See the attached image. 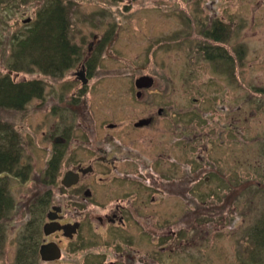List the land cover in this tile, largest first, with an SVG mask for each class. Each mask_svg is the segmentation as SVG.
Masks as SVG:
<instances>
[{
	"label": "flooded vegetation",
	"instance_id": "1",
	"mask_svg": "<svg viewBox=\"0 0 264 264\" xmlns=\"http://www.w3.org/2000/svg\"><path fill=\"white\" fill-rule=\"evenodd\" d=\"M249 1L259 7L251 17H248L250 9L247 7L236 8L228 15L226 8L217 12L212 8L214 1H209L204 27L201 26L204 32L193 44L194 64L204 62L211 68L210 91L198 88L200 97L196 99L195 117L198 129L185 126L188 121L185 112L169 116L170 109L160 107L156 116L151 113L153 102L149 87H144L149 75L130 80L132 88L117 93L111 91V98L101 95L97 104H103V108L110 103L114 106L107 108L110 110L99 126L98 136L93 140L87 137V148L91 152L84 151V154L89 158L65 172L59 171L58 198L62 197L63 202L57 198L59 202L50 205L51 201H47L38 212V216L44 215L49 206L45 214L47 222L42 226L46 238L39 246L38 242L35 245V263L58 262L62 256L60 243L63 240L77 243L83 237V246L89 243L94 247L103 242L114 255L111 261L107 260L109 254L105 251L98 253L102 261L94 258L91 263L89 256L90 264H185L186 260L198 264L200 252L194 227L184 216L178 222L183 226L181 230L171 231L173 224L168 223L171 218L183 211L196 217V207H189L196 203L205 207V197L217 200L215 197L220 196L216 207L221 209L222 217L218 221L234 222L235 217L228 209L234 210L235 203L240 204L244 191L264 188V183L248 177L251 172L264 170V0H238V3L243 5ZM223 5L227 6V2L223 1ZM192 19L189 16L188 22L193 24L195 32L196 22ZM246 27L251 31L252 42L244 34ZM235 34L236 40H232L231 35ZM89 65L86 64L88 69ZM86 67L82 64L80 71H84L89 82ZM173 122L181 123L183 128L178 134L182 136L179 140L177 133L172 134V127L165 126V123L172 126ZM251 125L257 126L256 134L249 132ZM153 127H157L160 140L156 145ZM170 138L173 141L170 142ZM57 141L64 145L65 138L58 137ZM171 143L177 148H169ZM259 162V166L256 165ZM202 180L205 183L196 191L195 185ZM212 183H216V187H211ZM201 189L203 192H199ZM176 197L181 200L186 197L184 208L180 207V202L170 200ZM69 208H72L71 218L67 217ZM90 209L99 210V214L95 215ZM167 214L170 216H165ZM212 218L207 224L213 223ZM236 218L243 221L241 215ZM87 220L96 223L100 244L97 239L89 241V235H85L90 234ZM46 224L65 226L69 232L64 235L63 230H55L45 234ZM167 236L176 238V242L170 245L171 252L165 254ZM50 237H58L57 242L48 240ZM44 245H55L59 258L43 259L39 251Z\"/></svg>",
	"mask_w": 264,
	"mask_h": 264
},
{
	"label": "rangeland",
	"instance_id": "2",
	"mask_svg": "<svg viewBox=\"0 0 264 264\" xmlns=\"http://www.w3.org/2000/svg\"><path fill=\"white\" fill-rule=\"evenodd\" d=\"M48 1L0 0V77L9 71L7 65L12 61L10 54L14 40L26 34V30L38 19L39 11L41 12ZM67 1L69 3L67 35L69 45H74L77 49L78 60L59 79L38 72L34 74L13 72L10 76L15 82L42 81L45 85L44 98L31 101L21 112L0 110V116L13 125L20 139L22 149L20 162L23 165L28 164L31 168L29 177H24V180L13 175L7 177V191L14 201V210L9 221L5 223L0 264H14L18 247L26 244V241L23 242L25 234L33 236L32 240L38 242L37 246L46 238L42 226L47 222L45 214L49 206L44 215L42 213L38 216L40 210H34L33 205L45 194H49L50 205H56L59 202L57 175L71 169L77 162L89 158L84 154V151L91 152L87 148V137L93 140L98 136L99 126L108 115L106 112L110 110L107 108L114 106L110 103L107 104V108H103V104H97L101 95H106V99L111 98L113 95L111 91L116 90L117 93L121 89L132 88L130 80L149 75L154 80L153 88H149L150 100L153 102L151 113L156 116V110L160 107L166 111L170 109V112H167L169 116L179 115L180 111L185 112L188 115L185 126L198 129L195 119L198 109L196 99L200 97L198 88L210 91L208 85L211 80V68L204 62L194 64L193 56V44L204 32L201 26L204 27L203 21L210 7V0ZM212 1L215 4L212 7L214 10L219 12L221 8H226L228 15L236 8L247 7L250 9L248 17H251L259 9L253 1L242 5L238 0H223L227 2V6H222L223 1ZM189 16L191 19L195 18V32L193 24L188 22ZM28 19L29 23L23 22ZM246 29L247 27L244 34L249 38V42H252L251 31ZM255 30H258V27ZM231 39L236 40V34L231 35ZM248 62L250 61H245ZM87 63L90 64L89 69L86 67ZM82 64L91 78L87 85H82L75 76ZM255 77L256 75L252 76ZM165 126L172 127V134L177 135L183 129L180 127L181 123L177 122H173L172 126L165 123ZM157 127H153L154 145L160 141L157 138L159 135L156 134ZM249 132L256 134L257 126L251 125ZM58 137L65 138L64 145L55 142ZM177 138L179 140L182 136L178 135ZM75 139L77 142H74ZM171 141L173 138H170ZM169 146L171 149L177 148L175 143ZM161 153L166 155L164 152ZM51 158L57 159L59 166L56 169L54 183L48 185L44 181V174L47 162ZM259 164L260 162L256 165ZM253 173L257 177L252 175ZM248 177L264 183V170H258L256 174L251 172ZM204 183L202 180L196 184V191ZM211 187H216V183H212ZM49 189L51 194L47 193ZM164 197L167 200L165 195ZM219 197H215L217 200L205 197L207 201L205 207L198 203L189 207H196V217L188 216L186 211L172 217L168 222L173 224L170 230H181L183 226L178 222L187 216L184 220L192 224L194 235L198 237L196 244L198 246L195 245L200 252L198 264H264V188L260 190L250 188L244 191L240 196L242 199L239 201L240 204L237 206L235 203L234 210L228 209L235 217V221L226 224L218 221L222 217L221 209L216 207L218 201H221ZM58 199L64 200L62 197ZM170 200L180 202V207L183 208L187 204L186 197L182 200L179 197ZM91 210L95 215L99 214V210ZM163 210L166 211V207ZM67 211H69L67 217L71 218L72 208ZM240 215L243 221L236 218ZM210 217H213V223L210 221L213 225L209 222L207 224ZM194 218L196 222H193ZM29 222L34 224L33 229L32 226H28ZM197 223L200 226H194ZM86 224L90 230V234L84 233L89 235L88 240L97 239L100 244L101 237L95 231L96 223L87 220ZM164 231L162 232L165 233ZM167 237L165 245L168 249L165 254L171 252L170 245L176 242V238ZM51 239L57 242L58 237L48 238ZM77 243L63 240L60 243L62 256L58 262L39 261L36 264H90L94 258L96 261H102V255L98 253L104 251L109 254L107 260L114 259L113 253L103 246V242L100 244L102 247L100 245L92 247L89 243L83 246L82 237ZM177 250L178 248L175 251ZM89 256L90 263L87 262ZM185 264L193 263L186 260Z\"/></svg>",
	"mask_w": 264,
	"mask_h": 264
},
{
	"label": "trees",
	"instance_id": "3",
	"mask_svg": "<svg viewBox=\"0 0 264 264\" xmlns=\"http://www.w3.org/2000/svg\"><path fill=\"white\" fill-rule=\"evenodd\" d=\"M67 8H69L67 0L65 2L49 0L41 12L39 11L38 19L26 30V34L14 40L10 54L12 61L7 65L9 71L0 77V110L21 112L31 101L44 98L45 85L42 81L15 82L10 76L13 72L26 74L38 72L59 79L78 60L76 47L69 45ZM29 20L23 22L29 23ZM20 144L13 125L0 116V252L5 239V223L9 221L14 210V201L7 191V177L13 175L24 180V177H29L31 171L28 164L23 165L20 162L22 155ZM58 166L57 159L51 158L47 162L44 181L48 185L54 183ZM48 199L49 194L39 197L35 201L36 205H33L34 210H42ZM32 225L34 224L29 222L28 226ZM32 239L33 236L29 234L23 236V242L26 241V244L18 247L14 264L35 263L37 242Z\"/></svg>",
	"mask_w": 264,
	"mask_h": 264
},
{
	"label": "water",
	"instance_id": "4",
	"mask_svg": "<svg viewBox=\"0 0 264 264\" xmlns=\"http://www.w3.org/2000/svg\"><path fill=\"white\" fill-rule=\"evenodd\" d=\"M75 76L81 82L82 85L87 84L88 79L85 77L83 70L77 72L75 74ZM148 80H149L148 84L144 85V87L150 88L153 85V80L150 77H148ZM64 227L59 226L58 224H46L43 227V231L45 234H49L55 230H63L64 235H66V233L69 232V230L66 229L67 227H65V228ZM39 253L43 259H48V260H55V259L59 258V256H60L59 250L55 245H50V246L44 245L40 248Z\"/></svg>",
	"mask_w": 264,
	"mask_h": 264
}]
</instances>
